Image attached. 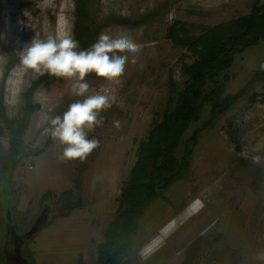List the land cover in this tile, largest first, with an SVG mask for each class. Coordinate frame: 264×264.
Instances as JSON below:
<instances>
[{
  "label": "rangeland",
  "instance_id": "obj_1",
  "mask_svg": "<svg viewBox=\"0 0 264 264\" xmlns=\"http://www.w3.org/2000/svg\"><path fill=\"white\" fill-rule=\"evenodd\" d=\"M256 1H90L87 14L94 21V38L89 46L106 31L128 34L142 51L127 53L125 73L117 80L94 73L85 77L89 94L102 91L114 103L100 113L103 125L89 132L88 138L98 139L99 146L83 161H61L64 146L47 131L50 117L83 99L73 94L74 81L53 76L34 92L38 107L23 143L29 151H42L16 169L8 200L0 189V218L10 206L13 218L29 230L48 215L30 242L38 257L54 264H99L98 245L119 206L138 143L168 106L171 88L183 89L182 69L195 59L168 36L169 28L182 22L197 35L250 13ZM75 7L76 0H0V96L9 118L23 115V93L43 75L21 64L20 51L36 36H74ZM261 68L264 41L235 57L221 76L226 82L224 97L242 90L245 94L207 127L211 106H204L178 151L182 157L186 138L199 129L188 169L151 203L131 238L132 249L119 264H264V77L257 76ZM116 120L119 128L113 125ZM9 138L0 119V152L8 150Z\"/></svg>",
  "mask_w": 264,
  "mask_h": 264
},
{
  "label": "trees",
  "instance_id": "obj_2",
  "mask_svg": "<svg viewBox=\"0 0 264 264\" xmlns=\"http://www.w3.org/2000/svg\"><path fill=\"white\" fill-rule=\"evenodd\" d=\"M90 1L76 0L74 38L79 41L81 49H86L94 38V21L87 14ZM168 36L176 44L185 46L195 59L182 69L186 77L183 89L171 88L168 106L154 118L146 137L138 143L136 160L121 187L119 206L98 245L99 264H119L120 257L132 249L131 238L141 228L151 203L183 178L190 165L189 157L192 145L197 142L199 129L186 138L182 157H179L178 151L191 125L200 119L204 106L207 103L211 106L209 119L204 123L207 127L245 94L242 90L224 97L226 82L221 76L231 68L235 57L264 41V1H256L250 13L206 28L197 35L191 33L184 23L176 22L169 28ZM258 74V79H262L264 68ZM52 77L44 73L31 83L23 93V115L18 119L7 116L3 97L0 96V119L10 137L8 150L0 152V189L4 191L5 200L12 196L9 184L16 169L25 165L26 158L38 156L42 151L27 150L23 137L38 107L32 96L41 84ZM251 99L255 101L256 96ZM261 101L264 102V96ZM73 207L66 204L68 210Z\"/></svg>",
  "mask_w": 264,
  "mask_h": 264
},
{
  "label": "clouds",
  "instance_id": "obj_3",
  "mask_svg": "<svg viewBox=\"0 0 264 264\" xmlns=\"http://www.w3.org/2000/svg\"><path fill=\"white\" fill-rule=\"evenodd\" d=\"M142 47L126 33L111 35L106 31L98 34L96 41L87 49H81L79 41L68 32L49 34L41 39L37 36L20 51L21 64L26 69L57 78L74 81L73 94L83 97L69 104L62 115L49 118L47 131L54 140L63 145L61 161H83L99 146L95 137L89 139V132L102 126V111L112 107L114 100L102 91L89 94L85 77L94 73L97 77L114 81L123 76L129 62L127 53L137 54ZM131 63H136L133 55ZM119 128V120L113 122Z\"/></svg>",
  "mask_w": 264,
  "mask_h": 264
},
{
  "label": "flooded vegetation",
  "instance_id": "obj_4",
  "mask_svg": "<svg viewBox=\"0 0 264 264\" xmlns=\"http://www.w3.org/2000/svg\"><path fill=\"white\" fill-rule=\"evenodd\" d=\"M48 218L47 214H43L34 226L26 230L21 226L22 223H18L13 218L9 206L0 218V264H54L38 257L30 247L36 231L45 224Z\"/></svg>",
  "mask_w": 264,
  "mask_h": 264
}]
</instances>
